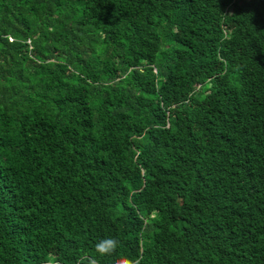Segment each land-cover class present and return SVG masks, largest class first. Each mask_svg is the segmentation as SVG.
Instances as JSON below:
<instances>
[{"label": "trees", "instance_id": "obj_1", "mask_svg": "<svg viewBox=\"0 0 264 264\" xmlns=\"http://www.w3.org/2000/svg\"><path fill=\"white\" fill-rule=\"evenodd\" d=\"M85 256L264 264V0H0V264Z\"/></svg>", "mask_w": 264, "mask_h": 264}, {"label": "clouds", "instance_id": "obj_2", "mask_svg": "<svg viewBox=\"0 0 264 264\" xmlns=\"http://www.w3.org/2000/svg\"><path fill=\"white\" fill-rule=\"evenodd\" d=\"M118 240L117 238L114 237H106L102 240H100L96 245H95V250L97 253L101 255H107L113 252L117 246H118ZM87 260V264H94L93 260L87 259V257H81L80 264H84V261Z\"/></svg>", "mask_w": 264, "mask_h": 264}]
</instances>
